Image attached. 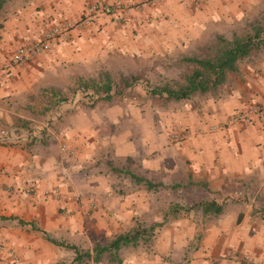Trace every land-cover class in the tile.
Returning <instances> with one entry per match:
<instances>
[{
  "label": "crops",
  "instance_id": "1",
  "mask_svg": "<svg viewBox=\"0 0 264 264\" xmlns=\"http://www.w3.org/2000/svg\"><path fill=\"white\" fill-rule=\"evenodd\" d=\"M94 1L18 0L13 6L0 0V63L53 23L79 20ZM263 14L264 0H160L142 17L129 19V26L160 38L168 27L169 36L181 38L180 28L187 24L185 33L196 37L200 21L207 29L213 23L235 29ZM121 20L100 14L93 25L73 29L69 38L25 65L0 72V264H264V117L226 126L231 114L252 104L264 109V30L252 27L234 37L253 39L238 71L229 72L218 91L195 93L175 105L168 125L182 133L183 139L171 146L177 154L170 161L165 153L152 159L146 145L140 157L145 170L157 161L164 176L173 165L175 187L195 182L204 188L213 198L172 207L199 211L202 218L163 220V229L149 244L139 241L95 259L97 246L135 226L137 213L150 211L148 189L120 195L104 174L90 173L101 148L99 124L108 118V110L102 109L105 102L97 101L102 95L88 109L80 99L86 95L52 94L65 92V85L84 75L95 60L91 54L101 51L104 41L111 43L109 35ZM146 129L150 124L143 125ZM62 143L76 148L77 155L64 158ZM166 148L163 142L158 150ZM134 151L127 154L133 157ZM203 201L216 202L222 212L205 213L196 206ZM203 218L209 221L205 228ZM234 250L251 255L253 261L229 258ZM78 256L81 260L76 261Z\"/></svg>",
  "mask_w": 264,
  "mask_h": 264
},
{
  "label": "rangeland",
  "instance_id": "2",
  "mask_svg": "<svg viewBox=\"0 0 264 264\" xmlns=\"http://www.w3.org/2000/svg\"><path fill=\"white\" fill-rule=\"evenodd\" d=\"M3 1L8 5H18V0ZM156 3L135 8L131 12V14L134 13L133 16L130 14L127 19L116 22L118 28L115 34L109 35L111 43L109 40L104 41L101 51L91 54L95 60L85 69L84 75L65 85V92L58 90V93L52 94L102 95L97 101L99 103L104 101L105 103L102 104L105 107L102 109L105 112L108 110L109 113L106 112L108 118L106 119L105 116L99 124L97 135L101 148L95 154L96 161L90 165L89 170H91L90 173L95 171L104 174L108 183H111L120 195H126L138 187L148 189L147 198L151 203V209L145 215L137 213L135 218V226L146 227L156 223L153 218L158 215L165 217L161 222L178 219L181 216L200 220L202 213L199 211L186 213L173 211L172 207L175 204L187 206L197 198H213L205 194V189L195 182L187 186L175 187L178 182L171 164L168 165L170 169L164 172L165 176L159 171V164L156 160L151 169L143 168L140 157L146 145L150 147V158L156 159L161 153H165L167 160L170 161L169 159L177 154L171 146L183 139L182 133L168 125L174 119L175 105L181 102L175 99L168 100L166 95L154 94L152 89L166 85L178 88L185 84L187 74L194 68V63L187 59L214 56L223 44L220 37L226 40L233 39L237 36L236 34L250 30H246V27H252L253 31L264 30V14L261 19H252L245 26L238 24L235 29H223L222 25L218 26L214 23V25L209 24L210 28L207 29L200 21V30L198 29L200 33L196 37L190 35L189 30L186 35L185 30L189 29L187 24H183L180 28L183 31L179 32L184 33V37L181 38L175 35L169 36L171 29L168 27L165 28L168 29L167 35L161 38L158 35L141 33L133 26L130 27L131 20L129 19L142 17ZM107 78L113 85V90L109 95L103 88ZM80 99L88 109H92L95 105L87 96ZM145 123L150 124L149 131L148 129L143 130ZM162 123L166 125L164 129ZM163 142L167 144V148L159 152V145ZM133 149H135V156L132 157L127 152H132ZM185 173L186 171H183L181 176ZM132 174L141 178L148 177L155 186L149 189L145 182H137ZM244 198L246 200V197ZM248 201L249 199L245 202L248 203ZM203 224L205 228L209 221L203 218ZM162 229L163 227L156 228L152 235L144 234L140 241L149 244L148 241H152Z\"/></svg>",
  "mask_w": 264,
  "mask_h": 264
},
{
  "label": "trees",
  "instance_id": "3",
  "mask_svg": "<svg viewBox=\"0 0 264 264\" xmlns=\"http://www.w3.org/2000/svg\"><path fill=\"white\" fill-rule=\"evenodd\" d=\"M260 37V36H259ZM222 46L217 49L214 56L209 58L192 57L187 60L194 63L193 70L187 74L186 83L180 85L178 88L171 86L155 87L152 89L154 94H159L160 96L166 95L168 100H182L187 99L195 93L205 94L208 92H213L222 87L226 81V76L229 72L235 73L238 71V62L244 57L248 56L252 50L253 39H239L234 38L232 40L222 39ZM107 82L104 84L103 88L107 95L113 90V85L111 80L107 78ZM127 84V83H126ZM127 86V85H126ZM138 182H146L149 188H153L155 185L141 177L132 174ZM196 206H202L205 213L209 211H214L216 213H221L223 208L216 202H200ZM192 208V207H191ZM175 210V208H172ZM187 211L190 208L186 209ZM165 222H156L149 227L146 226H133L130 230L125 232H120L116 234L107 244L104 246H97L94 249L96 254L95 259L99 260L100 256L106 252H111L113 254L118 253L119 250L125 245H136L144 234L152 235L155 229L163 227ZM89 256L90 253L85 254ZM82 256H78L76 261L81 260Z\"/></svg>",
  "mask_w": 264,
  "mask_h": 264
},
{
  "label": "built area",
  "instance_id": "4",
  "mask_svg": "<svg viewBox=\"0 0 264 264\" xmlns=\"http://www.w3.org/2000/svg\"><path fill=\"white\" fill-rule=\"evenodd\" d=\"M160 0H126L118 1L110 4L107 0H95L88 5L84 14L79 20L63 19L53 23L49 28L34 41L25 43L18 47L12 57L0 63V72H9L13 68L21 67L28 63L31 59L50 49L56 42L69 38L71 32L75 28L89 27L93 25L100 14L111 15L119 20H125L129 17L133 9L145 5H151ZM207 0H195L196 4H202ZM90 101H96L101 95H86ZM264 117V109L258 104H252L247 110L238 111L229 116L226 126L236 123H251L254 117ZM61 152L64 158H73L77 155V149L64 143L61 145ZM235 261L252 262L251 255L234 251L227 255ZM15 262L18 259L15 258Z\"/></svg>",
  "mask_w": 264,
  "mask_h": 264
}]
</instances>
